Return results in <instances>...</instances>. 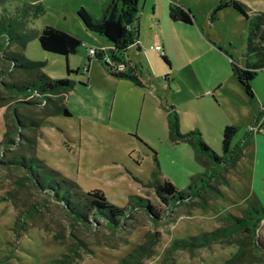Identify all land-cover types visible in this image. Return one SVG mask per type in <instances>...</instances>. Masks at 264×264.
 <instances>
[{
	"label": "rangeland",
	"instance_id": "rangeland-1",
	"mask_svg": "<svg viewBox=\"0 0 264 264\" xmlns=\"http://www.w3.org/2000/svg\"><path fill=\"white\" fill-rule=\"evenodd\" d=\"M219 1L138 0L134 24L138 39L121 53L103 37L86 32L77 17L83 8L94 20H101L112 0H0V16L37 3L43 14L29 18L27 30L35 33L49 26L82 43L67 59L41 51L35 39L24 49L11 48L30 61L44 63L42 71L52 80L73 83L65 95L71 117H49L40 129L19 130L36 139L35 152L14 136L16 146L0 155V162L15 155H34L82 193L101 191L115 207L128 208L137 198L160 207L152 189L145 187L154 171L153 152L160 168L165 164L171 169L163 177H169L179 191L201 175H193L188 183L182 177L175 179L178 175L168 153L172 147L169 106L178 115L180 132L198 130L207 147L218 155L225 125L238 127L236 145L248 143L239 168L226 174L227 183L214 182L222 197L208 195L203 208L196 202L177 206L158 221L137 210L116 230L101 222L87 227L73 223L59 203L23 180L21 171L0 165V264H57L66 254L73 258L70 264H224L238 251V243L245 242L246 235L191 250L173 247L177 241L227 227L229 217H242L251 208L264 210V114L260 116L264 70L252 82L254 97L249 101L230 69V60L244 64L245 22L227 8L211 23V10ZM238 1L250 11L264 12V0ZM170 3L190 10L193 25L170 22ZM156 45L162 47L169 66L154 50ZM90 49L102 50L111 64L122 63L123 73L135 76L139 85L110 76L108 63L89 55ZM31 77L22 71L10 72L0 58V98L5 99L0 108V142L4 132L11 133L15 126L11 106L24 122L40 115L39 107L22 103L34 98H11L1 82ZM204 173L208 174L207 167ZM22 220V229L16 228ZM252 241L264 246V218L250 238V249L236 264H264L262 252L253 251ZM141 246L145 250L138 252L139 257L128 258Z\"/></svg>",
	"mask_w": 264,
	"mask_h": 264
},
{
	"label": "trees",
	"instance_id": "trees-1",
	"mask_svg": "<svg viewBox=\"0 0 264 264\" xmlns=\"http://www.w3.org/2000/svg\"><path fill=\"white\" fill-rule=\"evenodd\" d=\"M138 0H112L106 8L101 20H94L83 8L77 11V17L86 32L103 37L116 51L124 53L128 47L136 45L138 39L137 23ZM227 8L237 12L245 22V32L243 35L244 64L240 66L230 60V69L238 84L242 87L246 98L253 99L252 82L257 73L264 70V12L250 11V9L238 0H221L211 10L210 22L214 23L218 19L219 13ZM11 13V14H10ZM9 16H0V52L1 59L7 65L10 72L22 71L32 74L29 80H13L11 82H1L10 97L21 96L23 98H34L31 102H22L24 105L39 107L40 115L35 118H28L22 121L15 106H11V112L15 126L12 132H4V139L0 142V155L12 151L16 146L17 139L29 148L31 153L35 152L36 139L19 133V130L40 129L45 126L49 117L61 115L65 118L71 117L65 105V95L73 89V83L68 79L52 80L43 73L44 63L33 62L25 58L21 53L12 51L15 45L24 49L27 43L35 39L41 51L65 57L66 59L77 52L82 45L81 41L73 36L46 26L39 32L27 30L29 18H38L43 14V9L37 3L30 6L18 7ZM167 14L170 22L192 26L194 17L190 10L179 5L168 4ZM15 15V16H13ZM4 42L6 44H4ZM102 50L92 56L97 60L104 58ZM161 60L169 66V61L165 55L160 56ZM90 58L87 59L89 64ZM118 63L117 61H114ZM87 64V65H88ZM123 65L122 63H118ZM110 76L118 79L128 80L135 85H139L137 78L131 74H113L105 63ZM124 66V65H123ZM125 67V66H124ZM88 72V68H85ZM2 72L1 74H3ZM70 73V70H67ZM12 74V73H11ZM10 74H8L9 76ZM13 92H18L14 94ZM38 100V101H36ZM5 99L0 98V108L4 107ZM41 107V108H40ZM264 114L260 111V116ZM168 138L172 145L186 143L194 151V159L197 163L207 167L208 174H201L191 180L188 187L179 191L169 180L163 177L156 154L153 152L154 171L151 174V182L145 187L151 188L157 198L160 207L151 204L147 199L137 198L131 202L128 208H118L109 204L101 191L95 190L89 193H82L78 186L63 178L58 172L49 169L43 161L32 155H15L5 161L0 162L1 166L7 169L21 171L25 177L23 180L29 182L37 191L46 194L50 199L59 203L67 216L75 224L84 226L93 225L97 222L103 223L108 229L116 230L124 222L129 220L133 212L143 210L152 221H158L164 214L172 212L180 205L199 204L200 208L206 207L209 196L222 197L219 187L214 182L221 184L226 182L228 171L235 169L238 162L243 157L242 145H234L233 141L238 132L237 126H226L222 131L221 153L218 155L207 147L198 130L181 133L179 129L178 115L175 108L168 107L167 110ZM28 146V147H27ZM264 218V210L249 209L242 217H229L230 222L227 227L217 229L212 232L203 233L190 237L185 241H177L174 248L195 249L209 246L212 243L230 239L238 235H246L245 242L239 241L238 251L231 259L224 264H236L245 256L246 250L250 249V238L253 239L259 222ZM23 220L16 223V228L22 229ZM253 251L262 252L264 258V246L255 241L251 242ZM144 251V247H138L128 258L140 256L139 251ZM250 254V251H249ZM144 255V254H143ZM250 256V255H249ZM64 260L59 259L57 264H70L73 261L71 255H64Z\"/></svg>",
	"mask_w": 264,
	"mask_h": 264
},
{
	"label": "crops",
	"instance_id": "crops-1",
	"mask_svg": "<svg viewBox=\"0 0 264 264\" xmlns=\"http://www.w3.org/2000/svg\"><path fill=\"white\" fill-rule=\"evenodd\" d=\"M240 88L242 89L241 86H240ZM245 98H246V96H245ZM242 103L245 104L246 102L242 101ZM230 125L231 124H228V125H225L224 127L230 126ZM224 127H223V129H224ZM221 135H222V132H221ZM233 143H234V141H233ZM247 144L248 143L246 142V146H247ZM234 145H235V143H234ZM168 151H169L168 152L169 155H171L173 157V160L171 161L170 165H171V167L173 169H175V171H176V173L178 175V176H175V179L176 178L178 179L179 177H182L184 179L183 182H187V181L190 180V178L193 175H195V174L196 175H198V174L200 175V174H203L206 171V167L204 165H201V164H199V163H197L195 161V159H194V151H193V149H192V147L190 145H188L186 143H179L177 145H172V147ZM220 152H221V146H220ZM243 156H244V154H243ZM242 158H241V160H242ZM183 160H185V161H183ZM185 163H186L187 166H185ZM236 167L239 168V165L236 166ZM236 167H235V169H236ZM169 170H171V169H169ZM169 170L166 168L165 164H162V167H161L162 174H165V173L167 174V172H169ZM165 179L169 180L173 184V181H171V179L169 177L165 178Z\"/></svg>",
	"mask_w": 264,
	"mask_h": 264
},
{
	"label": "built area",
	"instance_id": "built-area-1",
	"mask_svg": "<svg viewBox=\"0 0 264 264\" xmlns=\"http://www.w3.org/2000/svg\"><path fill=\"white\" fill-rule=\"evenodd\" d=\"M154 50L160 55V56H162L163 55V50H162V47L161 46H159V45H157V46H155L154 47ZM97 53V50H92V49H90L89 50V55H91V56H94L95 54ZM106 62H107V59L106 58H103ZM108 64V68H109V70H110V72L111 73H113V74H121V73H123V70L125 69V67L123 66V65H119V64H117V63H109V62H107Z\"/></svg>",
	"mask_w": 264,
	"mask_h": 264
}]
</instances>
